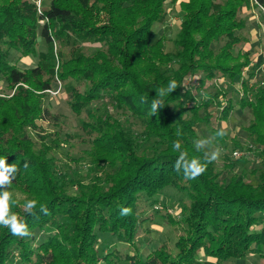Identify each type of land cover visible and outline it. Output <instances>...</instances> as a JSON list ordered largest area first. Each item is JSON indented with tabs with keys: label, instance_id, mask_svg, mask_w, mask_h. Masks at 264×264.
I'll return each mask as SVG.
<instances>
[{
	"label": "trees",
	"instance_id": "obj_1",
	"mask_svg": "<svg viewBox=\"0 0 264 264\" xmlns=\"http://www.w3.org/2000/svg\"><path fill=\"white\" fill-rule=\"evenodd\" d=\"M169 4L182 11L172 52L165 50L163 37L152 41L156 27L166 23ZM253 7L264 13V0H51L40 11L32 0H0V81L15 89L11 97L0 96V157L18 167L11 188L28 196L19 201L14 195L12 211L32 232L20 238L0 227V264H13L15 256L20 264H203L204 258L224 264L264 258V167L256 186L243 177L226 182L215 161L194 180L173 168L179 156L173 142L179 140L190 158H202L195 147L198 127L209 125L218 109L219 119L228 121L236 104L252 111L246 129L264 157V88L250 83L252 40L242 14ZM79 43L100 48L85 55ZM13 51L19 61L32 59L35 65L21 69L11 60ZM196 77L199 88L239 79L244 97L219 89L191 105L185 86ZM173 79L180 87L152 116V98ZM56 80L70 108L87 113L82 128L99 171L88 186L57 172L50 147L38 146L28 131L41 119L60 121L42 102ZM105 98L139 118L143 132L125 127L109 110L95 114L93 103ZM216 140L230 139L225 134ZM235 148H241L237 142ZM105 166L110 171L104 175ZM68 185L78 194H70ZM171 185L189 198L182 220L187 229L173 246L165 242L142 258L137 240L153 219V198ZM30 199L38 201L34 215L22 207ZM123 208L130 214L121 215ZM36 230L47 232L38 245ZM99 233L135 252L101 256Z\"/></svg>",
	"mask_w": 264,
	"mask_h": 264
},
{
	"label": "rangeland",
	"instance_id": "obj_2",
	"mask_svg": "<svg viewBox=\"0 0 264 264\" xmlns=\"http://www.w3.org/2000/svg\"><path fill=\"white\" fill-rule=\"evenodd\" d=\"M32 1L36 4L37 11H40V9L49 6L51 0ZM218 1L223 2L225 0ZM168 11L166 23L156 27V34L152 41L155 42L158 38L163 37L165 39V50L172 52L174 51L173 43L179 32L182 11L177 5L170 4L168 5ZM242 14L247 21L252 40L248 47L253 51L251 69L254 76L250 83L254 88H264V13L259 8L253 7L252 9L245 8ZM79 44V46L84 47L85 55H92L100 48V45L95 43ZM44 48L43 45L42 49L45 50ZM11 60L16 62L18 67L23 70L32 68L35 65L32 59L19 61L18 54L15 51L12 52ZM248 76L249 70L245 72L244 79H248ZM194 79H197V77ZM191 80L189 79L185 86V89L191 91L192 94L193 101L190 102L191 105L199 104L207 98L208 93H215L214 91L219 89L228 94L236 92L239 99L244 97V92L241 90V80L239 79L233 83L214 80L208 82L204 88H199L198 84L193 82V78ZM14 93L15 89L9 88L5 81H0V96L11 97ZM37 94L40 93L37 92ZM249 98H253V95H250ZM42 102L43 107L48 109L54 116H58L60 121L57 124L47 119L38 120L36 128H29L30 136L38 146L50 147V156L54 159L57 172L67 176L76 184L90 185L95 181V173L99 171H97V165L94 164L93 146L90 143V138L82 128V123L89 121L87 113L83 111L81 114H77L70 108L68 97L63 92L62 84L58 80L54 81L52 88L43 94ZM92 108L95 114H102L109 110L115 119L138 134L144 130V125L139 118L115 107L110 98L94 102ZM220 114L221 109H218L209 125L201 124L198 127L199 139L214 136V130L218 131L222 125H226L225 132L230 140L226 144H222L218 140L214 141L215 145L221 150L220 157L215 161V170L222 173V179L226 182H229L233 177H243L256 186L259 182L258 175L264 167V157L261 155L259 146L252 141L246 129L253 119L252 111L249 108L242 109L236 104L226 122L219 119ZM201 117H204V113H201ZM235 142L241 148H235ZM237 150L243 153V157L240 159L233 158V153ZM109 171L110 168L105 166L102 173L105 175ZM10 191L19 201L25 200L28 196L16 189L11 188ZM67 191L73 195L78 194L76 186L68 185ZM153 200L157 201L155 207L149 211V215L153 216V219L144 224V231L137 240L142 258H145L165 242L173 246L177 238L185 233L187 229L182 222L183 208L190 205L186 194H182L175 185H171L156 195ZM165 213L167 214L165 215ZM46 235L47 232L39 230L34 232L37 245L45 240ZM99 240L101 256L112 250L118 251L122 258L126 254L132 255L135 252L133 247L116 242L114 237L109 234L99 233ZM13 264H20L18 257H14ZM119 264L127 263L121 260ZM203 264H216V261L204 258ZM224 264H264V258L251 255L244 260Z\"/></svg>",
	"mask_w": 264,
	"mask_h": 264
},
{
	"label": "clouds",
	"instance_id": "obj_3",
	"mask_svg": "<svg viewBox=\"0 0 264 264\" xmlns=\"http://www.w3.org/2000/svg\"><path fill=\"white\" fill-rule=\"evenodd\" d=\"M179 87L175 79L170 80L166 86L160 87L155 97L152 98L149 109L150 114L152 116L157 114L159 110L165 106V97ZM225 128L226 125H222L215 136L200 138L195 141L197 151L203 153L202 158H190L188 153L182 150L181 142L179 140L174 141L173 149L179 152V156L173 165L174 170L177 172L182 171L185 180H194L201 176L207 170L208 165L220 157L221 150L215 145L214 141L217 137H223L226 134ZM179 135H181L180 131L177 132V136ZM17 172L18 167L16 163L9 164L7 158L0 157V227L7 228L13 236L31 238L32 232L26 221L12 211V207L15 205L16 200L10 188L16 178ZM37 204L38 201L35 199L27 200L23 204L24 211L30 215H34V209L37 208ZM40 211L47 214V209L43 206L40 207ZM130 212L131 209L123 208L121 210V215H128Z\"/></svg>",
	"mask_w": 264,
	"mask_h": 264
},
{
	"label": "built area",
	"instance_id": "obj_4",
	"mask_svg": "<svg viewBox=\"0 0 264 264\" xmlns=\"http://www.w3.org/2000/svg\"><path fill=\"white\" fill-rule=\"evenodd\" d=\"M41 23L43 24L44 23V21H41ZM190 81H192L191 79H190ZM193 82H196L197 84H198V80L197 79H194L193 78ZM199 85V84H198ZM243 157V153L241 152V151H235L234 153H233V158H235V159H240V158H242Z\"/></svg>",
	"mask_w": 264,
	"mask_h": 264
},
{
	"label": "crops",
	"instance_id": "obj_5",
	"mask_svg": "<svg viewBox=\"0 0 264 264\" xmlns=\"http://www.w3.org/2000/svg\"><path fill=\"white\" fill-rule=\"evenodd\" d=\"M226 82V81H225Z\"/></svg>",
	"mask_w": 264,
	"mask_h": 264
}]
</instances>
